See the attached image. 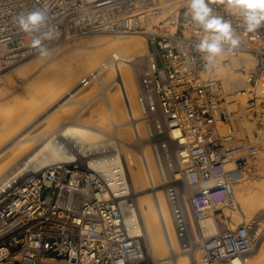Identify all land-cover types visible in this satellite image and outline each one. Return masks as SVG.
<instances>
[{"label":"built area","instance_id":"1","mask_svg":"<svg viewBox=\"0 0 264 264\" xmlns=\"http://www.w3.org/2000/svg\"><path fill=\"white\" fill-rule=\"evenodd\" d=\"M187 6L188 0H0V74L53 43L95 33H142L148 53L138 105L177 238L188 248L193 234L201 264L231 263L254 250L261 220L252 218L210 236L203 235L200 222L206 211L234 203L235 188L261 147L264 27L244 31L239 19L214 0L215 14L230 20L241 39L238 49L224 45L222 63L244 53L256 61L247 68L241 58L236 72L244 81H228L215 72L217 57L209 62L196 50L205 33L191 20ZM36 9L47 11L45 25L31 33L19 31L15 17ZM37 38L41 45L34 48ZM119 60L111 54L92 76ZM237 92L247 95L260 127L251 141L246 134L238 136L229 105L230 94ZM77 136L58 141L59 160L28 168L3 187L0 264H151L118 148L79 143Z\"/></svg>","mask_w":264,"mask_h":264},{"label":"bare ground","instance_id":"2","mask_svg":"<svg viewBox=\"0 0 264 264\" xmlns=\"http://www.w3.org/2000/svg\"><path fill=\"white\" fill-rule=\"evenodd\" d=\"M127 36L81 38L75 42L73 50H60L55 60L44 54L30 58L40 50L32 54L30 52V56L25 54L27 57L24 60L28 58L25 63H14L11 69L0 74L6 75L11 82H15L16 78L24 79L25 88L31 97L30 102L23 107L21 93L9 96L7 91L0 88V193L24 170L46 166L63 157L58 141L66 136L78 134L76 139L79 143L91 146L103 142L116 146L124 164L131 195L137 201L146 258L151 264H200L194 247L190 244L188 248H183L179 243L171 204L166 188L160 185V179L165 182L150 144L144 147L142 153L134 148L135 141L147 138L138 94L141 74L145 70L139 63L141 57L148 53V42L146 37L139 34ZM111 54L117 55L119 62L99 75L92 76ZM226 56L224 52L217 57L220 64L215 70L216 74L228 81L242 83L244 76L236 72L242 64L241 58L245 60L247 68L255 65V59L249 53H244L241 58L222 63ZM85 80H88L87 84ZM54 95H57L55 102L46 107L39 118L27 124L37 104ZM85 102H88L86 108L84 106L82 111H74V105L81 106ZM229 102L235 112L238 136L246 134L249 136L247 140L251 141L254 132L260 127L250 114L246 94L232 93ZM72 117V121L66 122ZM221 128L225 129V126L222 124ZM111 129L117 130V136L106 134ZM7 142L13 143L5 147ZM249 171L235 188L234 203L222 207L228 225L219 221L212 210L206 211L200 222L203 235L210 236L233 228L242 219L250 220L256 211L264 210V136L258 154L250 161ZM256 171L263 174L262 182L249 180V175ZM260 224L258 235L264 228V220ZM194 230L199 237L198 226L194 225ZM260 246V251L246 261L235 259L227 264H257L264 261V239ZM179 251L185 253H180L174 260L173 254Z\"/></svg>","mask_w":264,"mask_h":264},{"label":"clouds","instance_id":"3","mask_svg":"<svg viewBox=\"0 0 264 264\" xmlns=\"http://www.w3.org/2000/svg\"><path fill=\"white\" fill-rule=\"evenodd\" d=\"M213 2L214 0H188L186 8L191 20L205 33L196 45V50L206 54L203 58L209 62L224 54L225 44L229 45L230 51L241 45V39L235 35L231 21L215 14L217 10L211 6ZM219 4L224 5L229 14L239 19L244 31L252 33L264 27V0H219ZM47 15L45 9H36L19 14L14 23L19 31L31 33L45 25ZM40 45L39 38L32 40V47Z\"/></svg>","mask_w":264,"mask_h":264},{"label":"rangeland","instance_id":"4","mask_svg":"<svg viewBox=\"0 0 264 264\" xmlns=\"http://www.w3.org/2000/svg\"><path fill=\"white\" fill-rule=\"evenodd\" d=\"M137 35V34H139V35H142L144 38H145V36L142 34V33H129V34H126V33H120V34H116V33H95V34H92V35H88V36H84V37H80V38H77V39H74V40H71V41H66V42H57V43H53V44H51V45H48L46 48H43V49H41L37 54H34V55H32V56H30V58H32V57H36L35 55H42V52L43 53H46V54H44V55H46L47 56V58L49 57V59H53V60H55V59H57L58 58V56H59V54H60V50H62V49H64V48H69L70 50H73V46L76 44L75 42H78V41H80L81 40V38L83 39V40H85L86 39V37H88L87 39H89L90 37L92 38V36H109L110 38H123V37H126L127 35L128 36H130V35ZM118 36V37H117ZM127 36V37H128ZM85 38V39H84ZM146 39V38H145ZM147 41V40H146ZM54 45V46H53ZM53 46V47H52ZM59 49H56V47ZM52 47V48H51ZM147 50H148V43H147ZM48 52V53H47ZM53 52V53H52ZM51 54V55H50ZM147 55V54H146ZM146 55L145 56H142L141 57V61H140V67L143 69H145V63H146V59H147V57H146ZM28 60V58L27 59H23V60H21L19 63H17V64H21V63H25L26 61ZM23 61V62H22ZM17 64H15V65H17ZM14 66V65H13ZM12 67H9L7 70H9V69H11ZM11 71H9L8 73H10ZM13 72V71H12ZM143 74H141V76H142ZM0 78H1V80H0V88H3L5 91H7V94L9 95V96H15V95H17V94H19V93H21L22 94V100L20 101L21 103H22V105H23V107H25V105H27V103L28 102H30V99H31V97H30V94L27 92V90H26V88H25V80L24 79H21V78H16V81L15 82H11L8 78H6V75H0ZM244 78V77H243ZM105 92V91H104ZM242 97V96H241ZM56 98H57V95H54L53 97H50L49 98V100L47 99V100H42L41 102H39L38 104H37V106L35 107L36 109L32 112V115H31V117L26 121L27 122V124L31 121V120H33V119H35V118H39V116L44 112V110L46 109V107H48V106H50L51 104H52V102H55V100H56ZM244 99V98H243ZM246 99H247V95H246ZM89 102V101H88ZM87 102V103H88ZM87 103L85 102L84 104L82 103L81 104V106L80 105H78V104H76V105H74L73 106V109H74V111L75 112H79V111H82L83 109H84V106H85V108H86V106H87ZM73 120V117L72 118H69V119H67V121L66 122H70V121H72ZM22 121V120H21ZM253 121V120H252ZM255 121V120H254ZM256 123L258 124V122H257V119H256ZM59 129H60V127H59ZM117 130L116 129H111V130H109L106 134L108 135L109 133H111V134H113V135H115V136H117V132H116ZM13 142H11V143H6V145H5V147H7V146H9V145H11ZM149 144V142L147 141V138H145L144 140L142 139V140H137V141H135V143H134V148H135V150H137V152H140V153H142L143 152V150H144V147L146 146V145H148ZM14 148V147H13ZM250 173V171L248 172V174ZM262 173L261 172H259V171H256V172H254L253 174H251V175H249V180H257L258 182H262L263 181V178H262ZM4 177V176H3ZM2 178V177H1ZM160 185H163L164 187H165V183H163L162 181H161V179H160ZM237 186H238V184H237ZM186 201H187V198H186ZM215 214H216V216H217V219L218 220H220V221H222V223L223 222H225L227 225H228V219H227V217L225 216V214L223 213V209H220V210H218V211H216L215 212ZM251 217H253V218H259L261 221L262 220H264V210H259V211H256ZM250 219H252V218H250ZM244 220L242 219V221L241 222H243ZM247 221V220H246ZM241 222H239L236 226H238ZM194 225H196L197 226V224L194 222ZM224 224H222V226H223ZM235 226V227H236ZM229 227V226H228ZM235 227H233V228H235ZM198 231H199V228H198ZM199 233V232H198ZM199 235V234H198ZM256 235V234H255ZM263 239H264V228H263V230L262 231H260V234L258 235H256V244H255V248H254V250L252 251V252H250L249 254H247V255H245V257H244V259H248V257H250L253 253H256V252H258L259 250H260V244H261V242L263 241ZM192 241H194L193 242V244H192V247H194V252L196 253V254H198V257L200 258V250H199V245L198 244H196L195 243V239L193 238V234H192ZM196 245V246H195ZM198 246V247H197ZM197 250V251H196ZM194 252H192V256L193 257H195L194 255L195 254H193ZM184 254L185 252L184 251H179V253L178 254H176V253H174L173 254V257L172 258H174V260H175V258H177L178 256H180L181 254ZM152 260V262H153V258L151 259ZM150 260V261H151ZM261 261H259L257 264H264V263H262V262H264V261H262L261 263H260ZM200 264H201V262H200Z\"/></svg>","mask_w":264,"mask_h":264},{"label":"crops","instance_id":"5","mask_svg":"<svg viewBox=\"0 0 264 264\" xmlns=\"http://www.w3.org/2000/svg\"><path fill=\"white\" fill-rule=\"evenodd\" d=\"M260 245H261V244H260ZM260 249H261V246H260ZM259 251H260V250H259ZM259 251H258V252H259ZM258 252L253 253V254H252L250 257H248V258H251L254 254H257ZM242 260H243V262H244V261H246L247 259H242ZM226 264H227V263H226Z\"/></svg>","mask_w":264,"mask_h":264}]
</instances>
